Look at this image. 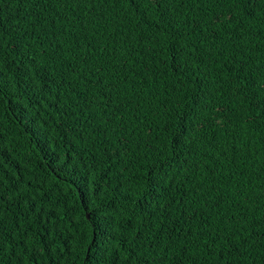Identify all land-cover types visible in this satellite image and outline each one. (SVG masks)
I'll return each mask as SVG.
<instances>
[{"label": "trees", "instance_id": "obj_1", "mask_svg": "<svg viewBox=\"0 0 264 264\" xmlns=\"http://www.w3.org/2000/svg\"><path fill=\"white\" fill-rule=\"evenodd\" d=\"M90 241L264 264V0H0V264Z\"/></svg>", "mask_w": 264, "mask_h": 264}, {"label": "snow or ice", "instance_id": "obj_2", "mask_svg": "<svg viewBox=\"0 0 264 264\" xmlns=\"http://www.w3.org/2000/svg\"><path fill=\"white\" fill-rule=\"evenodd\" d=\"M244 2L251 4V3H252V0H244ZM101 236H104V234L101 233ZM105 239H106V237H105ZM89 245H90V246H89V248L87 249V252L90 254V255H89V258H90L92 261H94L95 264H99V261L96 259V256H95V255H91L92 252H93V249H92V247H91V241L89 242ZM105 254H106V253H105Z\"/></svg>", "mask_w": 264, "mask_h": 264}]
</instances>
